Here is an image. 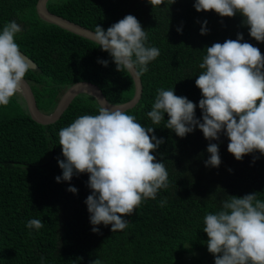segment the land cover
Returning <instances> with one entry per match:
<instances>
[{
    "label": "trees",
    "instance_id": "trees-1",
    "mask_svg": "<svg viewBox=\"0 0 264 264\" xmlns=\"http://www.w3.org/2000/svg\"><path fill=\"white\" fill-rule=\"evenodd\" d=\"M196 0H176L153 8L148 0H49L53 13L94 31L107 30L126 15L135 16L147 32L146 46L157 47L159 57L150 62L141 77L143 93L138 104L127 110L144 127H155V135L165 143L152 154L164 162L169 187L155 200L148 199L136 209L123 231L113 233L111 225H99L93 233L85 203L91 194L89 174L57 182L62 176L58 158L64 159L59 130L81 115H96L101 106L90 94H80L61 118L42 125L30 115L22 92L0 106V264H204L195 255L209 239L203 218L222 208L230 196L257 193L264 201V155L258 151L236 160L229 153L228 137L205 139L197 127L181 138L165 127L169 119L152 124L151 111L157 89H174L197 105L202 121L201 90L196 79L206 48L213 43L237 39L260 49L264 43L249 35L243 17H221L215 11L197 12ZM38 0H0V31L15 20L22 27L16 36L20 50L36 64L25 79L29 82L40 110L51 114L63 93L73 84L88 81L100 87L109 102L122 104L135 94V83L127 71L116 70L110 55L93 41L44 21L37 12ZM207 20V35H201ZM182 29L178 32L177 29ZM98 59L109 60L107 67ZM151 135V134H150ZM209 143L219 145L221 165L206 167ZM254 157H259L253 163ZM231 169V171H229ZM70 186L78 189L74 194ZM167 197L163 208L160 201ZM39 219V230L27 227ZM208 249V248H207ZM208 252V250H207ZM43 257V260L41 259Z\"/></svg>",
    "mask_w": 264,
    "mask_h": 264
},
{
    "label": "clouds",
    "instance_id": "clouds-1",
    "mask_svg": "<svg viewBox=\"0 0 264 264\" xmlns=\"http://www.w3.org/2000/svg\"><path fill=\"white\" fill-rule=\"evenodd\" d=\"M148 2L153 8L165 4V0ZM170 2L174 4L176 0ZM194 7L197 12L215 11L221 17L241 14L249 35L264 43V0H196ZM207 23L203 22L201 35L208 34ZM22 30L12 20L0 31V106L7 107L11 98L22 91L26 74L34 69L16 42ZM177 31L182 34V29ZM92 32L93 42L110 55L117 71L132 74L135 70L137 77L142 76L160 55L157 47L146 46L147 32L131 14L107 30L97 25ZM243 41V33H238L235 40L206 48L199 64L203 71L195 81L202 93V121L196 117L195 103L177 96L174 89L159 88L147 113L152 124H160L167 113L165 127L181 138L198 127L209 141H218L221 133L225 134L230 141L228 151L238 161L257 151L264 155V55ZM97 62L109 65V60ZM122 107L117 104L113 110L101 104L98 114L81 115L59 130L64 159L58 158L62 176H57L56 181L70 182L74 175L89 174L87 186L91 194L85 203L92 232L97 234L101 224L111 225L113 233L123 231L130 222L123 217L131 216L143 201L155 200L161 189L169 187L164 162L152 154L165 140L154 134L155 127L142 126ZM207 151L210 157L205 166L218 168L222 162L219 145L209 143ZM258 158L254 157L253 163ZM68 191L78 193L74 186ZM230 197L222 201L219 211L203 218L209 253L215 264H264V201L257 198V193ZM166 203L164 197L159 206L163 208ZM27 227L39 230L43 223L31 219ZM90 264L101 261L95 259Z\"/></svg>",
    "mask_w": 264,
    "mask_h": 264
},
{
    "label": "water",
    "instance_id": "water-1",
    "mask_svg": "<svg viewBox=\"0 0 264 264\" xmlns=\"http://www.w3.org/2000/svg\"><path fill=\"white\" fill-rule=\"evenodd\" d=\"M48 1L49 0H38L37 6H36L38 15L44 21L57 25L64 30H67L73 34H76L78 36H81L83 38L93 41L92 40L94 39V33L92 32L93 30L53 13L47 7ZM24 55L28 57L26 54ZM28 59L32 63L33 67L35 68L36 67L35 62L31 60L29 57ZM131 76L135 83V94L131 100L125 103L119 104V105H123L121 109L122 111H126V110L134 108L142 97L143 85H142L141 77L136 76L135 70H133ZM21 92H22V95L24 96V99H25V102H26V105H27V108L29 110L31 117L37 123H40L42 125H49V124H53L56 121H58L61 118V116L64 114V112L68 109V107L73 102V100L80 94H90L94 96L100 105L102 104L103 106L109 109L114 110L115 105H117V104H113L109 102V100L106 98V96L104 95V93L102 92V90L100 89L98 85L88 82V81H80L70 86L63 93L56 108L51 114H47L39 109L38 104H37V99L32 90V87L26 79H25V82L23 83V89Z\"/></svg>",
    "mask_w": 264,
    "mask_h": 264
},
{
    "label": "rangeland",
    "instance_id": "rangeland-1",
    "mask_svg": "<svg viewBox=\"0 0 264 264\" xmlns=\"http://www.w3.org/2000/svg\"><path fill=\"white\" fill-rule=\"evenodd\" d=\"M207 244L206 247L203 250L200 251H195V255L197 257L199 256H204L205 257V263L204 264H215V258L213 256V254L209 253V251L207 252Z\"/></svg>",
    "mask_w": 264,
    "mask_h": 264
}]
</instances>
